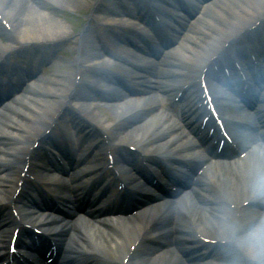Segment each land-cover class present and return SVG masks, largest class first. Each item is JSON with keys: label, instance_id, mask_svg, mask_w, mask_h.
I'll return each instance as SVG.
<instances>
[{"label": "bare ground", "instance_id": "6f19581e", "mask_svg": "<svg viewBox=\"0 0 264 264\" xmlns=\"http://www.w3.org/2000/svg\"><path fill=\"white\" fill-rule=\"evenodd\" d=\"M109 1L0 0V70L8 68L10 56L27 51L40 54L41 50L39 56L42 60L53 59V54L48 50L61 45L68 37L67 26L61 18L64 12L78 13L80 18L85 16L87 21L86 29L79 36L76 56L72 61L76 72L70 77L62 71H56L50 87L37 84L29 90L28 97L21 104L0 115V164L10 165L12 168L9 173L5 171L0 174L2 189L10 185L12 187L22 177L21 170L33 166L32 161L41 154V138H51L56 123L63 118L67 107L72 105L77 111H85L90 116L87 117L93 124L90 127L99 130L108 143H114L116 147L129 144L137 146V149L144 148L138 151L143 155L141 163L155 164L160 155L154 156L152 153L170 154L183 150L179 144L185 135L178 125L173 124V111H169L165 118L143 117L145 109L153 108L154 102L138 105L125 103L116 97L114 101L103 105L98 101L95 90H92L95 87L92 81L94 70L90 65L98 62L95 60H99L101 52L106 51L107 36L112 40L118 39L111 20L103 15L105 3ZM119 1H126L133 10L118 7V10L111 11L117 17L115 22L142 12L143 4L140 1L144 0ZM191 13L194 15L189 23L191 27L183 20L177 27L179 33L187 36L182 45L168 56L166 65L181 70L195 67L199 69L198 73L206 72L214 64L220 69L228 66L223 57L222 49L225 45H236L240 38L257 30L264 33V0H209ZM94 24L103 27L106 35L92 34L89 28ZM171 27L175 29L176 25L171 23ZM116 55L130 63L129 57L121 58ZM146 65L140 70L147 75L153 74V63ZM158 65L162 67L163 61ZM171 73L174 72L169 74ZM200 76H203L205 84L213 81L207 74ZM26 82L20 77L18 86L12 88H24ZM174 85L176 84L171 87ZM82 89L88 95H79V90ZM22 96L17 95L19 98ZM101 104L111 110V115L104 117L100 114L98 109ZM263 127L260 117H256L250 128L256 131ZM151 147L154 151L149 150ZM184 149L192 151L193 147L186 146ZM229 152V147H222L221 154L224 157L229 158L232 154ZM196 157L199 155L196 154ZM253 160L210 169L206 178L209 181L205 182L200 194L178 209V224L183 229H188L191 237L209 242L221 241L220 244L226 245L234 253V259L225 257L231 264L238 257L221 240L218 222L222 214L230 213L241 228L264 220V194L259 193L264 192V181L258 180L260 175H264V150L260 149ZM134 163L138 164L136 159ZM74 170L73 167L67 169V175ZM222 204L225 205L221 206ZM169 211L165 207L152 209L132 219L118 221L114 226L105 224L81 227L69 239L68 245L71 249L94 254L97 262L93 264H180L171 254H154L146 243L157 239L156 235L162 230L159 221ZM32 218L34 216L29 219L36 222L37 218ZM239 260L240 264H246L243 257H239Z\"/></svg>", "mask_w": 264, "mask_h": 264}, {"label": "clouds", "instance_id": "9594fccd", "mask_svg": "<svg viewBox=\"0 0 264 264\" xmlns=\"http://www.w3.org/2000/svg\"><path fill=\"white\" fill-rule=\"evenodd\" d=\"M258 180L264 181V175ZM218 229L221 240L237 254L235 264H240L239 257H243L246 264H264V220L241 228L231 214L225 212L218 222Z\"/></svg>", "mask_w": 264, "mask_h": 264}, {"label": "rangeland", "instance_id": "374dc122", "mask_svg": "<svg viewBox=\"0 0 264 264\" xmlns=\"http://www.w3.org/2000/svg\"><path fill=\"white\" fill-rule=\"evenodd\" d=\"M96 1V0H95ZM115 1L116 0H110V2ZM109 3V2H108ZM111 5V4H110ZM85 13V12H84ZM88 14V12L86 13ZM85 15V14H84ZM81 16H79V14H75V12H64L61 16L62 21L66 24L67 26V39H65V41L61 44V46L57 47V51H56V55L54 57V63L50 62L49 63V68H50V72L54 75L56 74V71H62L64 74H66L67 76H72L75 72H76V67L72 64V61L74 60L76 53H75V49L78 46V40H79V36L84 32V30L87 27V21L85 19V16L82 18H80ZM92 32V34L94 35H98V33L102 34V35H106L105 33V29L101 26H97L95 25H90L89 28ZM74 41V43L72 42ZM59 65V67L56 69L52 68V65ZM83 80H85V78L83 77ZM81 94H85L84 90H79V95ZM98 111L100 112V114L104 117H108V115H111V110L106 109V108H99ZM85 115V114H84ZM86 115L90 118V116L86 113ZM223 206V205H222ZM231 253V252H230Z\"/></svg>", "mask_w": 264, "mask_h": 264}]
</instances>
